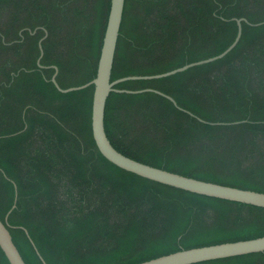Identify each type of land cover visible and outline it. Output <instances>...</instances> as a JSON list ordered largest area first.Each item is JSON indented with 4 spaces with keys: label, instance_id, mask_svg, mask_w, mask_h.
<instances>
[{
    "label": "trees",
    "instance_id": "1",
    "mask_svg": "<svg viewBox=\"0 0 264 264\" xmlns=\"http://www.w3.org/2000/svg\"><path fill=\"white\" fill-rule=\"evenodd\" d=\"M112 0H0V219L26 264H141L264 237V209L120 169L93 137ZM105 129L138 162L264 193V0H126ZM252 24V25H251ZM43 39L41 66L39 43ZM161 92L172 97L176 107ZM190 112H186V111ZM204 122H202V121ZM16 207L13 209V206ZM8 216V220L6 218ZM0 264H10L0 247ZM198 264H264V252Z\"/></svg>",
    "mask_w": 264,
    "mask_h": 264
},
{
    "label": "water",
    "instance_id": "2",
    "mask_svg": "<svg viewBox=\"0 0 264 264\" xmlns=\"http://www.w3.org/2000/svg\"><path fill=\"white\" fill-rule=\"evenodd\" d=\"M125 3L126 0H112L108 25L103 40V46H102L96 78L92 80L90 83H87L83 86L72 87L69 89H62L57 82L58 70L56 68L57 72L52 78V82L55 85V87L58 89L59 92L66 94L74 91L83 90L92 85L94 86L95 89H94L93 107H92L93 137L101 154L108 161H110L120 169L138 175L142 178L169 187L194 193L197 195L217 198V199L241 203L245 205H251L264 209V193L235 188L231 186L220 185L212 182H206L194 178H189L180 174L172 173L167 170L159 169L138 162L134 159L127 157L126 155L119 152L111 144L105 129V110H106L107 100L111 93L116 92V93L137 94L148 91L154 92L153 90H145L139 92L118 90L115 88L118 84L127 81L162 79V78L174 76L178 73L185 72L190 68L202 66L205 64H210L217 60L223 59L239 44L243 34L242 23L245 22L249 24V22L246 19H239V20L235 19L238 26L237 37L233 42V44L226 51H224L222 54L218 56L205 59L202 61L194 62L185 65L184 67L159 75L129 76L112 82L113 66L115 62V55L117 51L121 25L123 22ZM262 24L264 23L256 24L253 26H260ZM42 42L43 39L39 43L41 54L38 59V66L40 67H42L41 60L44 56ZM155 92L158 93L159 95L166 97L176 107H179L177 102L172 97L167 96L161 92H157V91ZM180 109L183 110L182 108ZM15 207L16 205L13 206V209ZM7 220H8V216L6 218V221ZM0 247L2 251L5 253L10 264H26L19 250L17 249L16 245L13 242V238L8 227L3 221H1V219H0ZM263 252H264V237H260L250 240L228 242L223 244L182 250L180 252L172 253L166 256H161L159 258H155L143 262L141 264H198L203 262L222 260L227 258L263 253ZM41 259L43 263L46 264V262L42 257Z\"/></svg>",
    "mask_w": 264,
    "mask_h": 264
}]
</instances>
